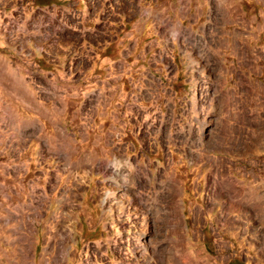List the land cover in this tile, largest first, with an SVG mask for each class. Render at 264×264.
<instances>
[{
	"label": "rangeland",
	"instance_id": "1",
	"mask_svg": "<svg viewBox=\"0 0 264 264\" xmlns=\"http://www.w3.org/2000/svg\"><path fill=\"white\" fill-rule=\"evenodd\" d=\"M0 264H264V0H0Z\"/></svg>",
	"mask_w": 264,
	"mask_h": 264
},
{
	"label": "bare ground",
	"instance_id": "2",
	"mask_svg": "<svg viewBox=\"0 0 264 264\" xmlns=\"http://www.w3.org/2000/svg\"><path fill=\"white\" fill-rule=\"evenodd\" d=\"M133 170H131V172H132Z\"/></svg>",
	"mask_w": 264,
	"mask_h": 264
}]
</instances>
